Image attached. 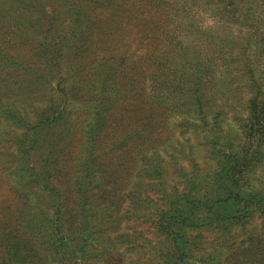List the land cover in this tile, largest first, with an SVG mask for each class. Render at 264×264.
Segmentation results:
<instances>
[{
    "label": "trees",
    "instance_id": "1",
    "mask_svg": "<svg viewBox=\"0 0 264 264\" xmlns=\"http://www.w3.org/2000/svg\"><path fill=\"white\" fill-rule=\"evenodd\" d=\"M52 1L68 6L53 18L69 16L84 26L66 30L60 21L49 36L33 34L43 45L34 54L38 59L29 57L36 65L0 48V113L22 129L15 164L5 178L10 199L0 225L2 237L9 230L11 238L0 241V264H262L249 246L251 236H245L242 248L233 246L236 227L255 217L264 220V179L253 181L264 174V74L255 75L250 52L255 47L256 55L264 56V0ZM17 2L21 7L11 9V23L38 31L44 5ZM1 5L7 2L0 0ZM206 12L211 24L204 23ZM178 17L198 37L199 50L172 40L171 24ZM231 27L245 34L232 33ZM138 32L146 42L143 52L125 46ZM235 48L252 95L246 115L236 117L237 131L222 133L218 114L211 117L207 110L209 77L218 71L217 82L223 83ZM147 82L153 105L145 101ZM43 85L57 91L61 101ZM72 92L85 98L86 116L74 117L68 109ZM177 94L185 112L205 128L204 149L213 161L208 170L194 162L185 169L170 154L173 138L164 103L165 95L175 99ZM45 95L47 105L28 113L27 105ZM127 98L140 109H127ZM165 153L174 162H167ZM169 170L181 184L167 191ZM150 192L161 197L155 201ZM32 196L43 206L26 222L22 212ZM19 218L23 235L12 236ZM132 218H149L160 245H147L139 230L122 226ZM204 230L218 234L207 252Z\"/></svg>",
    "mask_w": 264,
    "mask_h": 264
},
{
    "label": "rangeland",
    "instance_id": "2",
    "mask_svg": "<svg viewBox=\"0 0 264 264\" xmlns=\"http://www.w3.org/2000/svg\"><path fill=\"white\" fill-rule=\"evenodd\" d=\"M7 2V5H1L0 6V19L2 20V23L0 24V48L4 49L9 56H11L13 59L15 57H19L23 59L26 63L31 65H36L37 60H29L30 56H34L36 59V55H34L39 49H43V45L37 41L33 40L32 35L34 34L38 39H41L43 36H49L51 33H54L52 30V27H57L58 24H60V21L62 25L68 30V27L71 26H77V28H81L84 26V24L80 22H76L74 18H71L69 16L63 17L61 20L62 15H60L58 18H53L56 11H65L67 12L68 6L61 4L58 2L57 4H54L52 0H37L40 1L44 5L45 14L44 19L42 21V26L40 24L38 31L37 27L30 29L27 26L23 27H15L13 23H11V17H10V11L11 9H18L21 7L19 2L17 0H5ZM168 2V0H165ZM173 1V0H171ZM36 2V1H35ZM45 2V3H44ZM179 3V2H175ZM8 9H7V8ZM208 11V10H207ZM36 14V18L38 19L39 11L38 8L34 10ZM182 16H186L185 13H182ZM203 16V15H202ZM198 18V17H197ZM202 18V17H201ZM204 23L211 24V15L209 13H204ZM199 19H197L198 21ZM186 21L182 19V17H178L176 21H174L171 24V31H172V40L176 41L177 46L181 47H190L193 46L194 50H199L200 47V41L198 40V37L194 34V31H189L188 28H186ZM122 25L123 23L120 22ZM51 26L50 33L46 32L45 29L47 27ZM232 33H239L240 35L245 34L244 29L240 28H232ZM37 31V32H36ZM262 29L258 32H260ZM126 39L129 41L126 42ZM125 42L131 47L132 50L135 51H141L143 52L146 48V42L143 40L141 34L133 33L129 38H126ZM71 45V44H70ZM190 45V46H189ZM39 46V49L38 47ZM139 46H141L139 48ZM233 46V42H232ZM139 48V49H138ZM254 48L250 49V52L252 51V60H253V67L257 66L258 69H261L264 67V56H257L256 51H254ZM70 49H66V51H69ZM229 51V48L228 50ZM232 51L231 56L229 57L230 62L228 63L227 67L229 71H226L225 77L226 79L220 80L223 83L217 82L219 74L218 71L215 70L210 71V79L211 82H209V86L211 88H208L209 94H210V102L208 104L207 110H212V112H208L211 114V117L213 115L218 114V120L220 121L222 133L224 132H236L237 131V123H236V117L238 116H245L246 115V104L249 100V98L252 95V91L248 89V80L246 73L244 71V68L242 66V54H240L239 50L235 48ZM65 57H68L66 54ZM170 60V59H169ZM172 60V59H171ZM169 63H175V61ZM219 66L221 65V62L218 60ZM216 64V65H218ZM222 66V65H221ZM224 66V65H223ZM222 66V67H223ZM217 68V67H215ZM225 69V68H222ZM255 71V75L259 77V73L264 74V71L259 70ZM256 76V78H257ZM56 80L52 82V84H56ZM43 90L47 94H51L54 96V98L60 102V94L55 92H49V90L53 89L50 88V85H43ZM150 84L147 82L145 83V101L146 103H152V99L150 96H148L151 92L150 90ZM124 92L126 91L125 88H122ZM179 94L176 95V98H170L167 95H165V119L167 118L168 124L171 127L172 130V145L170 146V154L172 155V158L176 160L177 162L182 163L185 166V169L194 168L193 162L196 164V166L200 170L204 169H210L213 165V161L211 158H209L205 153V145L206 142L203 140V133L205 131V128L203 124L198 120H193L192 117L194 114H191L190 112H185L182 102L179 101V97H177ZM47 95L44 96V99L42 100H36L34 99L30 104L27 105L26 109L28 113H34V108H40L44 105H47L46 101ZM72 99L67 102V107L69 110H72L74 113V117L79 116V113H82L83 116H86V110L83 111V103L85 102V98H82L80 96L77 97L75 92H72ZM263 97V93H262ZM137 99V98H136ZM18 102V101H17ZM138 103L135 102V100L126 99L125 101V107L127 109H133L134 107L136 110H139L140 107H136ZM152 107V106H150ZM153 108V107H152ZM153 110H155L153 108ZM149 111V108L147 109ZM219 111V112H216ZM121 112V111H117ZM198 121V122H197ZM197 122V123H196ZM192 123L194 125H192ZM22 131L21 127L14 126L8 123L3 114L0 113V212L3 210L5 206H7L8 200L10 199V196L6 189V182L5 178L6 173H9L8 167L14 165L15 158H14V146H16V136L17 134ZM179 143H183L184 149H180ZM42 154L38 155V159H40ZM171 155H168L165 153L164 158L167 160V162H174L171 158ZM7 166V167H6ZM171 170V168H170ZM168 172V175L166 176V183H165V189L167 191L170 190V187L174 184L177 185V187L181 184V178L177 177L174 172ZM13 178V175H11ZM261 178L264 179L263 173H257L256 176H254L255 180L254 183L257 181L256 179ZM4 179V180H3ZM151 196H153V199L155 201H158L160 195H157L153 192L149 193ZM38 197L32 196L30 198L31 204L28 208L25 209V211L22 212V217L26 216V222L31 221L35 214V209L37 207H41L42 204ZM149 214V211H146ZM21 217V218H22ZM21 218H19L15 224L12 225V231H17L12 234L14 235H23V226L21 224ZM24 221V219H23ZM122 226H126V228L135 227V229L139 230L142 233V237L144 238V242L147 245L150 246H159L160 242L162 241L161 237L156 234L155 229L152 227V222L148 218H132L128 219V221L123 222ZM5 230L3 225H0V241H8L11 236L7 234L9 230H6V235L2 232ZM2 231V232H1ZM234 233L237 238H235V244H234V251L241 245L242 241L245 240V236H251V241L249 246H254V248L257 249V254L259 258L261 259V263L264 264V220L262 218H252L245 226L244 228H237L234 229ZM202 240H203V246L204 252H207L211 250L214 246V242L216 238L218 237V234L216 232L210 231V230H204L202 232ZM244 237V239H242ZM243 247H247L246 243H243ZM249 244V243H248ZM147 248V247H146ZM242 248V247H241ZM139 257H142L144 261L148 260V257L139 255ZM144 257V258H143ZM1 258V256H0ZM255 263V262H253Z\"/></svg>",
    "mask_w": 264,
    "mask_h": 264
}]
</instances>
